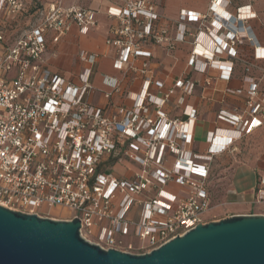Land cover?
Instances as JSON below:
<instances>
[{
	"label": "built area",
	"instance_id": "obj_1",
	"mask_svg": "<svg viewBox=\"0 0 264 264\" xmlns=\"http://www.w3.org/2000/svg\"><path fill=\"white\" fill-rule=\"evenodd\" d=\"M120 3L106 11L116 24L110 27L105 44L115 52L114 69L128 65L137 73L136 62L143 61L144 80L139 93L127 94L131 106L116 107L110 115L88 100L99 54L78 52L82 68L76 82L53 73L43 61L48 38L56 43L73 27L81 35L88 34L98 24V12L46 0L35 12L36 23L18 35L8 39L7 34L22 26L8 30L0 25V206L49 219L52 208H64L70 216L60 220L78 219L85 241L103 250L144 254L207 223L205 215L212 205L206 184L213 156L226 152L236 137L264 124V97L254 100L257 86L245 77L249 84L246 120L219 111L216 121L235 127L222 136L225 141L215 145L218 134L210 133L204 155L185 151L192 141L194 110L184 111L188 120L182 123L167 120L161 109L175 90L190 95L195 84L178 80L159 97L150 93L151 86L160 90L163 84L147 76L146 62L152 56L148 43H166L173 50L176 43L190 38L194 47L188 65L200 73L209 65L226 80L232 64L217 61L218 55L234 57L235 43L244 39L253 45L256 58L264 59V48L256 45L244 25L254 18L248 7L240 8L237 16L221 12L220 23L216 17L215 31L208 33L210 40L203 50L202 32L186 26L200 20L199 15L182 11L170 40L154 32L157 15L152 0ZM219 4L227 2L212 3L209 10L218 14ZM25 12L22 0H0L1 24ZM102 84L110 89L105 98L117 92L116 79L105 76ZM169 156L174 158L170 168L166 166ZM121 159L141 171L130 177L106 172ZM171 181L186 189L183 198L164 190ZM259 185L257 202H264V176ZM132 239L148 245L134 246Z\"/></svg>",
	"mask_w": 264,
	"mask_h": 264
},
{
	"label": "crops",
	"instance_id": "obj_2",
	"mask_svg": "<svg viewBox=\"0 0 264 264\" xmlns=\"http://www.w3.org/2000/svg\"><path fill=\"white\" fill-rule=\"evenodd\" d=\"M218 2H227V5L223 6L219 4L217 6L219 13L213 14L209 10V7L212 3ZM104 4L103 10L93 9L98 12V24L95 28L91 29L86 35L79 34L78 30L73 28L56 45L51 54L48 52L49 47L47 43L43 61L44 65L53 73L66 80L76 82L77 75L82 68L77 58L78 52L86 49L83 51L99 54L101 58L94 67L92 76L94 91L88 100L92 105L103 108L106 115H110L116 107L122 106L128 108L131 106V102L127 100L126 96L128 93H139L144 80V76L141 74L144 62L140 60L136 62L137 73H133L128 65H125L122 70L113 68L115 52L109 47L104 46L103 43H105L110 27L115 25L116 22L108 19L106 11L109 7L120 6L121 3L120 0H113L111 2L105 1ZM152 4L157 15V19L153 23L154 32L159 34L164 33V38L170 40L175 37L176 25L180 23L179 15L182 11L199 15L201 17L200 20L194 23H186V26L202 32V41L199 46L203 50L206 49V45L210 40L208 33L215 31L213 23L216 17L218 21L215 22L217 24L220 23L221 12L237 16L240 8L248 7L249 13L254 14V18L246 21L244 25L250 28L256 40V45L264 48V0H152ZM81 38H83V46L80 47L79 41ZM48 39L47 42L49 41ZM193 47L194 45L190 38H186L184 42L176 43L173 50H169L166 43L148 46L147 48L151 51L152 56L146 62V71L147 76L152 78L153 81L163 84V88L160 90L154 85L151 86L150 93L158 97L172 88L178 80L190 81L195 84L196 90L194 91V96L188 97L180 90H175L161 111L169 121L177 120L178 122L186 123L188 119L184 111L194 110L192 141L191 144L184 147V150L204 155L208 147L207 137L210 133L218 134L214 142L216 145L223 141L222 136H225L226 133L229 134L231 130L235 129L232 124L216 121L219 111H225L236 117H241L243 121L246 120L249 108L246 107L247 98L243 92L249 89V84L245 81V77L251 78L257 88L262 91L264 89V59L255 57L254 47L247 40L244 39L241 43H235L234 57L222 53L216 58L217 61L223 64L226 62L227 65L232 64L231 76L226 80L219 77V70L210 68L209 65H207L203 73L189 67L188 58L191 55ZM50 58L52 63L49 66L48 62ZM199 59L205 62L204 59ZM180 62H183V67H179L181 73L174 75L173 71L179 66ZM72 66L74 68H71ZM105 76L114 78L117 81V92H111L112 94L109 99L105 98V94L109 93L110 89L102 84V79ZM199 131L204 134V138L198 142L196 137ZM262 133H264V124L248 134H241L239 138H235L233 144L226 152L213 156L210 168L217 159L227 153L231 155L232 160L229 161V166L233 170L227 189L220 198L221 202H218L216 206H212V209L225 206L226 208L230 207L229 209L234 212L216 220L207 219V213L205 215L206 222L218 221L234 215L264 216V213H250L254 209L253 205L257 202V190L261 187L259 181L264 176V148L261 147L254 152L250 149L249 153L245 154L242 160L237 156L241 145L248 146L249 140L255 136L262 135ZM173 159L172 156L168 158L167 164H170V167ZM122 164L127 165L124 161ZM132 172H136V170ZM132 172L119 176L130 177ZM211 175L212 168L209 173L210 178ZM164 190L175 195L177 198H183L186 194V189L178 186L174 181L169 182L164 187ZM208 193L212 205L209 190Z\"/></svg>",
	"mask_w": 264,
	"mask_h": 264
},
{
	"label": "water",
	"instance_id": "obj_3",
	"mask_svg": "<svg viewBox=\"0 0 264 264\" xmlns=\"http://www.w3.org/2000/svg\"><path fill=\"white\" fill-rule=\"evenodd\" d=\"M76 218L54 220L0 206V264H264V216L199 224L144 254L85 241Z\"/></svg>",
	"mask_w": 264,
	"mask_h": 264
},
{
	"label": "rangeland",
	"instance_id": "obj_4",
	"mask_svg": "<svg viewBox=\"0 0 264 264\" xmlns=\"http://www.w3.org/2000/svg\"><path fill=\"white\" fill-rule=\"evenodd\" d=\"M22 1L25 3L26 9H34V7H35V8H39V10H41L46 3V0H22ZM105 1L111 2L113 0H62V4L65 8L75 7V8L85 9V10H93V9L103 10L104 6H105V4H104ZM37 18H38V13L33 15V18L29 19L27 21V23L25 24V26L24 25L22 26V24L20 25L22 27H19V28H23V29L18 28V29H14L11 32H9L7 34L9 36L8 39L12 38L15 35H18L22 30L26 29L27 27L33 26L36 23ZM1 22L2 21L0 20V25H1ZM73 28H75L77 30L76 27H73ZM73 28H71V30ZM67 34L65 36L61 37L56 43H54L51 39H48L49 41L47 43H48V47H49V49H48L49 54H51L52 51H54V48L56 47V45L58 43H60L67 36ZM78 38H80V37H78ZM107 38H108V36H107ZM82 39L83 38H81L79 41L80 47L83 46V40ZM84 39H86V38H84ZM103 45L106 46L105 43H103ZM152 45H156V44L148 43L147 46H152ZM81 49H83V48H81ZM83 50H86V49H83ZM86 52H89V51H86ZM188 60H189V58H188ZM51 63L52 62H51V58H50V60L48 62L49 66L51 65ZM179 67H183V62H180L179 66H177L176 69L173 71L174 75H176V74L179 75L181 73V69L179 70ZM71 68H74V67L72 66ZM66 76H67V74H66ZM195 90L196 89L194 87L193 92L187 96L188 97L194 96ZM256 90H257V95L254 96V100L261 99L262 97H264V89L262 91H260V89L257 88ZM243 93H246V91ZM246 98H247V96H246ZM254 100H252V102H254ZM247 101H249V100L247 99ZM246 107H248L247 103H246ZM233 137H236V136H233ZM203 138H204V134L199 131L197 134L196 140L199 142ZM251 140L248 141V146L245 147L244 144L241 145V149L239 150V152L237 154L239 159L242 160L244 155L249 153L250 149H251V151L254 152L256 149H260L261 147L264 148V144H263L264 143V133H262V135H258V136L253 137ZM244 147H245V150H244ZM231 160H232L231 155L226 153L222 157L217 159L215 161V163L212 164V167H211L212 168V175H211V178L209 179V190H210V194H211V198H212V206H216V204L218 202H221L220 198L224 195L225 190L227 189V185H228V182H229L230 177H231V172L233 170V168H231L229 166L230 165L229 161H231ZM123 161L127 165H123L122 164ZM166 166L170 167V164H166ZM133 170H136L138 172L141 171V169L138 168L134 163H132L126 159L125 160L123 159L122 161H118L113 167H109L106 170V172L111 171L114 174L119 176V175H124V173L129 174ZM229 208H226L225 206H223V207H220L218 209H212L206 215V217H207V219H213V220L222 218L223 216H227V215L234 212V211L230 210ZM253 208L254 209H252L250 211V213H264V202H256L253 205ZM49 212H50L49 217L54 219V220H60L62 218L70 216V212L64 208H52ZM127 240L128 239H126V241ZM132 242L134 243V246L146 247L148 245L147 241H139L137 239H132Z\"/></svg>",
	"mask_w": 264,
	"mask_h": 264
},
{
	"label": "trees",
	"instance_id": "obj_5",
	"mask_svg": "<svg viewBox=\"0 0 264 264\" xmlns=\"http://www.w3.org/2000/svg\"><path fill=\"white\" fill-rule=\"evenodd\" d=\"M39 11V8H35L34 9H27V12L24 13L23 16H19V17H14V18H8L6 21H4L1 25L3 26L4 29H14V28H17L18 25H21L22 26L27 23V21L31 18H33V15H35V12ZM210 172H211V169H210ZM209 179H210V176L207 180V184H206V187L207 189L209 190ZM210 191V190H209ZM211 200V199H210Z\"/></svg>",
	"mask_w": 264,
	"mask_h": 264
},
{
	"label": "bare ground",
	"instance_id": "obj_6",
	"mask_svg": "<svg viewBox=\"0 0 264 264\" xmlns=\"http://www.w3.org/2000/svg\"><path fill=\"white\" fill-rule=\"evenodd\" d=\"M222 139H223V138H222ZM223 141H225V140L223 139ZM223 141H222V142H223Z\"/></svg>",
	"mask_w": 264,
	"mask_h": 264
}]
</instances>
